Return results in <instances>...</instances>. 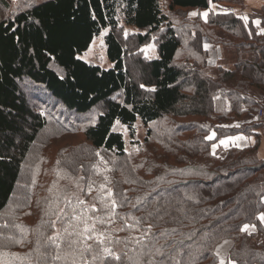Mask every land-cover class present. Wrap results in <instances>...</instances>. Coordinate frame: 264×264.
<instances>
[{
	"label": "trees",
	"instance_id": "trees-1",
	"mask_svg": "<svg viewBox=\"0 0 264 264\" xmlns=\"http://www.w3.org/2000/svg\"><path fill=\"white\" fill-rule=\"evenodd\" d=\"M166 1L208 16L184 32L161 0H0V264H217L226 240L225 264H264V105L251 94L264 92V35L213 11L219 0ZM120 22L145 34L121 38ZM105 30L110 69L79 58ZM155 33L147 60L139 48ZM204 38L237 59L207 61ZM21 86L38 103L99 113L69 130ZM245 136L255 145L233 142Z\"/></svg>",
	"mask_w": 264,
	"mask_h": 264
},
{
	"label": "rangeland",
	"instance_id": "rangeland-1",
	"mask_svg": "<svg viewBox=\"0 0 264 264\" xmlns=\"http://www.w3.org/2000/svg\"><path fill=\"white\" fill-rule=\"evenodd\" d=\"M14 1H17V0H14ZM160 4H161V8H162L164 15H166L168 17L171 24L175 25L180 30H184V32H189L190 30L192 32H195V27H194V25H192V22L195 21L196 18H198V15L190 16L189 14L193 13V11L188 12V11H178L176 9H170L169 4L166 0H161ZM13 6H14L13 10L19 9V7H17L18 5H12L11 8H13ZM3 13H1V15H3ZM118 33L120 34V37L124 38V39L135 37L137 34H142V35L145 34L144 32L136 30L134 27L125 26L122 22L119 23ZM107 34H108L107 30L103 31L97 38H95L93 40L88 51H86L85 53L80 55L79 58L84 60L85 62H87L89 64L97 65V66L104 68V69H110L112 67V63L109 62L107 57H106V49H105V45H104V37ZM150 38L151 39L148 43H146L145 45H143L142 47L139 48V51L144 56V58H146L147 60H151V59H154L157 57V42H158V39L160 38V33L152 34L150 36ZM204 40L207 42L206 38H204ZM203 44H204V50H205L204 41H203ZM211 46H214V45L211 44ZM232 50H234V49H232ZM225 51H226L225 57L229 58L228 62H231L233 60L235 61V57H234L232 51L231 50H225ZM132 58L135 59L137 57H131V59ZM184 58H185V52H184V46H183V49L177 55V62L182 64L184 61ZM228 62H226V63H228ZM229 67H231V65ZM133 76L135 78L138 77L140 80L142 79L141 72L137 71V69H135V68L133 71ZM21 91L28 98V102H29V105L31 107L36 108L37 110H39L42 113L52 115L53 119L56 121L65 122V126L69 130H82L84 128H87L88 126L93 124V121L95 120L96 116L99 113V111L96 110L90 114L83 115V116L76 115L74 113L67 112L61 106L56 105L53 102L48 101L47 103H38L35 100L31 99L28 86H21ZM25 92H26V94H25ZM251 94L257 95L256 93H254V91L251 92ZM99 109H101V108H99ZM263 116H264V112H263ZM257 119L259 121H264L263 119H261L258 116H257ZM135 127H136V133H137L136 139L138 141L142 142L144 137H145L146 129L143 128L139 122L136 124ZM54 129L58 130L59 128L55 127ZM119 131H121L124 135L125 142H126V151L131 152V146L129 144V138L127 135V131L123 128H119ZM44 134H45V132L40 137L43 138ZM56 142H60V140H57ZM214 149H215V147H214ZM40 151H41V149H40ZM30 158H31V156H30ZM30 158H29V160H30ZM37 172H38V170H36L35 173L37 174ZM25 173H26L25 170H23L20 182L17 186L16 192L14 195V198H18L20 196V192L23 190V187L25 184V182H24L25 181L24 180ZM230 244H224L223 243L221 247L217 248V250H216L217 256H218V263L217 264H222V262L225 258L224 255L228 252V249L231 246Z\"/></svg>",
	"mask_w": 264,
	"mask_h": 264
},
{
	"label": "crops",
	"instance_id": "crops-1",
	"mask_svg": "<svg viewBox=\"0 0 264 264\" xmlns=\"http://www.w3.org/2000/svg\"><path fill=\"white\" fill-rule=\"evenodd\" d=\"M211 9L219 14L233 13L238 19H240L245 29H247L248 34L250 31V28H253L257 35H264V34H260L262 30H264V0H219L218 3H215L214 5L211 6ZM193 12L204 13L203 11L201 12L193 11ZM242 17H247V19L244 20L242 19ZM200 19L205 20V18L202 17L201 15H200ZM215 32L218 35L221 34L219 29H215ZM206 39H207V42L204 40V43L205 45L208 46L207 49H205V52L208 54L207 61L211 63L215 62L219 64L234 63V60L231 62H228L229 58L225 57L226 56L225 50H231L235 57V60L237 59V53L235 52V50H232L233 48L224 47L223 45L211 46L212 43L209 42L208 38ZM203 47H204V44H203ZM242 57L243 59H251L250 54H244ZM253 91L257 95L252 94V96H254L257 100L261 101L262 104L264 105V92H262L258 88L252 89V92ZM263 120H264V117H263ZM240 140H242V143L245 144L246 146H254L256 143V139L254 136H249V137L245 136V137L236 138L235 140H233V142H236L237 144H239L238 141ZM257 156L260 160H264V128L259 131V147H258ZM223 243L224 244L231 243L230 244L231 246L229 245L230 248L233 245V242L230 240H226ZM222 244L219 245L217 248L221 247ZM230 248L228 249V252ZM228 252L224 255L225 258L222 264L226 263ZM216 255H217V251H216Z\"/></svg>",
	"mask_w": 264,
	"mask_h": 264
},
{
	"label": "snow or ice",
	"instance_id": "snow-or-ice-1",
	"mask_svg": "<svg viewBox=\"0 0 264 264\" xmlns=\"http://www.w3.org/2000/svg\"><path fill=\"white\" fill-rule=\"evenodd\" d=\"M209 4H210V6L212 5V0H209ZM190 16H195V15H201L202 17H204V18H206L207 16H208V12L206 11V12H204V13H195V12H193V13H190L189 14ZM242 19H244V20H246L247 19V17H242ZM258 23V22H257ZM260 34H264V30H262V32L260 33ZM207 45H205V49H207ZM142 87H143V85H142ZM221 143H225L224 141H221ZM109 195H111V192H109ZM258 219H260L262 222H264V214H261L259 217H258ZM248 226L246 225L245 226V229L247 228ZM245 229H242V230H245ZM117 259H119V257H117Z\"/></svg>",
	"mask_w": 264,
	"mask_h": 264
},
{
	"label": "built area",
	"instance_id": "built-area-1",
	"mask_svg": "<svg viewBox=\"0 0 264 264\" xmlns=\"http://www.w3.org/2000/svg\"><path fill=\"white\" fill-rule=\"evenodd\" d=\"M263 112H264V111H262V110H260V111L258 112V117H260L261 119H263V117H264V116H263Z\"/></svg>",
	"mask_w": 264,
	"mask_h": 264
}]
</instances>
